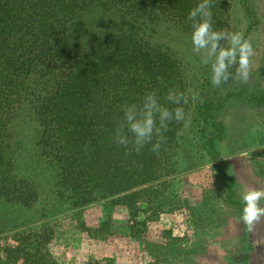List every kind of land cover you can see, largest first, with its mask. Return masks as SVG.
Returning <instances> with one entry per match:
<instances>
[{"label": "trees", "instance_id": "obj_1", "mask_svg": "<svg viewBox=\"0 0 264 264\" xmlns=\"http://www.w3.org/2000/svg\"><path fill=\"white\" fill-rule=\"evenodd\" d=\"M199 2L0 0V207L53 198L56 207L77 208L111 197L138 215L132 205L137 199L148 203L146 186L170 170L192 105L182 61L147 38V21L166 18L192 33L187 17ZM231 7V0H212L213 30L228 31ZM170 90L187 98L181 104L185 119L169 123L158 153L151 150L155 133L152 143L135 151L122 106L134 105L142 115L146 93L155 92L157 104L171 109ZM209 110L214 122V107ZM22 120L30 122L39 157L52 174L47 192L18 170ZM122 136L127 146L116 143ZM209 144L218 160L214 139ZM11 251L14 264H48L45 255L26 248Z\"/></svg>", "mask_w": 264, "mask_h": 264}, {"label": "rangeland", "instance_id": "obj_2", "mask_svg": "<svg viewBox=\"0 0 264 264\" xmlns=\"http://www.w3.org/2000/svg\"><path fill=\"white\" fill-rule=\"evenodd\" d=\"M231 3L227 32H241L254 50L247 83L231 79L213 86L209 49L195 53L192 33L169 19L147 21V38L182 61L192 105L170 170L146 186L148 203L132 205L138 215L111 197L77 208L56 207L53 198L0 207V264H14L11 249L17 248L45 255L48 264H264V218L247 231L240 197L245 188L264 187V0ZM229 71L234 75L235 66ZM15 154L19 172L49 191L52 174L29 121L17 125Z\"/></svg>", "mask_w": 264, "mask_h": 264}, {"label": "clouds", "instance_id": "obj_3", "mask_svg": "<svg viewBox=\"0 0 264 264\" xmlns=\"http://www.w3.org/2000/svg\"><path fill=\"white\" fill-rule=\"evenodd\" d=\"M211 7L212 0H200L188 14L187 19L193 22L191 24L193 51L199 54L202 49H209L208 55L215 56V61L211 64L213 86L219 88L231 79L247 83L252 70L251 58L254 55L252 43L245 39L241 32L213 30ZM222 40L228 42L227 47L220 45ZM202 62L207 64L209 61L202 57ZM233 66H235L234 75L229 71ZM167 99L176 107L171 109L160 107L155 92L146 93L148 102L144 105L142 115L138 114L134 105L122 106L124 120L134 137L135 151L140 152L146 144L152 143L155 133L157 139L152 143L151 150L158 153L164 139L163 133L168 130L169 123L172 121L180 123L185 119V111L181 104L182 101L186 103L187 98L182 93L170 90ZM116 143L127 146L128 140L122 136L116 140ZM247 154V152L241 153L243 156ZM240 197L243 205L241 221L246 230L251 232L256 223L264 218V206L261 204L264 201V187L245 188Z\"/></svg>", "mask_w": 264, "mask_h": 264}]
</instances>
